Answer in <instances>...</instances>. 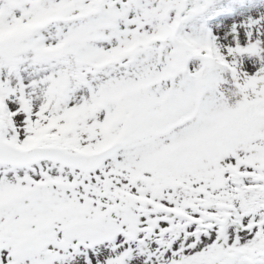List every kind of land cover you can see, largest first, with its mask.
<instances>
[{
  "label": "snow or ice",
  "instance_id": "6c2138e0",
  "mask_svg": "<svg viewBox=\"0 0 264 264\" xmlns=\"http://www.w3.org/2000/svg\"><path fill=\"white\" fill-rule=\"evenodd\" d=\"M0 264H264V0H0Z\"/></svg>",
  "mask_w": 264,
  "mask_h": 264
}]
</instances>
